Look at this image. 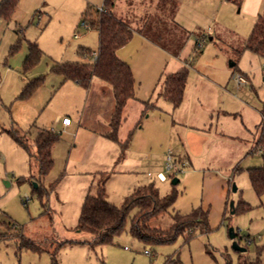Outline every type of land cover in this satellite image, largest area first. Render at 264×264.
I'll return each mask as SVG.
<instances>
[{"label":"rangeland","instance_id":"obj_1","mask_svg":"<svg viewBox=\"0 0 264 264\" xmlns=\"http://www.w3.org/2000/svg\"><path fill=\"white\" fill-rule=\"evenodd\" d=\"M105 1L19 0L9 17L0 16V264H239L242 255L264 263V195L254 192L248 174V168L264 163L257 145L264 57L243 49L264 0L241 5L232 0H114L113 13L133 29L147 33L150 18L151 27L164 32L163 39L151 35L161 47H170L169 33L177 42L187 40L173 57L151 53L135 32L120 51L137 66L138 100L125 109L119 142L106 136L115 108L112 86L94 78L85 89L52 70L87 61L80 47L98 53L99 32L83 22L95 18ZM154 7L161 12L157 16L148 14ZM29 43L37 44L42 57L25 71ZM184 65L189 70L184 99L174 108L164 97L165 74ZM239 72L247 76L246 85L234 81ZM35 78H43L40 87L21 99L25 81ZM65 117L72 122L69 128H63ZM43 129L59 135L45 175L34 143ZM14 130L25 136L28 149L13 140L9 132ZM170 152L181 172H167ZM160 173L166 180L158 178ZM151 185L162 197L176 195L151 226L169 230L175 214L202 207L210 211V232L199 227L171 242L146 243L130 234L137 208L110 243L94 244V236L78 228L86 197L101 187L109 202L122 207L137 188ZM241 201L251 209L232 214L231 203L238 208ZM231 228L246 252L233 249Z\"/></svg>","mask_w":264,"mask_h":264},{"label":"trees","instance_id":"obj_2","mask_svg":"<svg viewBox=\"0 0 264 264\" xmlns=\"http://www.w3.org/2000/svg\"><path fill=\"white\" fill-rule=\"evenodd\" d=\"M237 1L239 5L243 0ZM19 0H3L0 3V16L9 17L18 5ZM114 0H106L104 6L98 9L95 18L86 19L83 24L88 28H96L99 32V50L96 61L92 60L93 51L80 47L78 53L89 61L68 62L54 65L52 70L71 80L77 85L89 89L94 78L108 83L113 88L115 108L110 120V131L106 136L119 142L118 132L123 121L125 107L130 99L135 97L136 81L131 67L117 56L119 49L129 43L133 37V30L129 23L119 19L113 13ZM158 42L156 38H154ZM160 42V41H159ZM14 46L13 51L17 50ZM244 50L264 57V8L259 14L251 35L245 42ZM42 57V50L35 43H29V52L24 61L25 71L32 69ZM236 66V64H235ZM234 66V67H235ZM189 75L188 68L168 75L165 80L164 97L170 101L174 108L179 107L184 99V91ZM43 78H35L23 87L20 98L28 99L40 87ZM264 117V105L262 109ZM13 140L23 148L28 149L29 144L25 136L14 130L9 132ZM59 135L51 130H43L38 133L34 140L36 147V158L39 163L41 175L47 174L53 166L52 151ZM130 136L123 144L128 146ZM258 147L262 151L264 162V124L261 127V135ZM251 186L259 196L264 195V163L261 167L248 170ZM176 195L160 196L158 190L153 186L137 188L129 196L122 207H117L106 198V193L101 187L97 195H88L84 201L80 216L79 229L88 231L94 236V244L110 243L116 235L122 233L125 222L133 208L138 211L134 215L130 234L146 243H166L175 240L181 234L193 235L199 228L202 232H210V211L199 207L187 215L175 214L174 224L169 230H161L150 225L153 218L162 215L174 204ZM251 207L248 203L241 201L238 208H231L234 214L238 211H248ZM238 234L236 233V237ZM54 264H58L56 261ZM239 264H264L259 257L249 259L242 255Z\"/></svg>","mask_w":264,"mask_h":264},{"label":"crops","instance_id":"obj_3","mask_svg":"<svg viewBox=\"0 0 264 264\" xmlns=\"http://www.w3.org/2000/svg\"><path fill=\"white\" fill-rule=\"evenodd\" d=\"M3 1V0H2ZM1 1V2H2ZM149 12H148V14H150V15H158V14H160L161 12L158 10V8H156V7H154V8H151V9H149L148 10ZM144 12V11H143ZM123 20V19H122ZM124 21H126V20H124ZM138 21H140V20H138ZM150 23H151V19L149 18V19H146V25H145V22L143 21V19H141V23H140V25L142 24H144L143 26L145 27V28H147V27H150V29L148 30V32L147 33H144L143 31H141V30H139V28H138V30H136V29H133V25L131 24V23H129V25H130V27H131V29L133 30V32L135 33H138L139 35H140V37H142V39L146 42V45H150V48L149 47H147V50H150V52L151 53H155L157 50H160L161 52H163V53H167L168 55H172L173 57H178L180 54H181V52L183 51V49H184V47H185V45H186V42H187V40H184V41H182L181 43L180 42H177L178 41V39L179 38H173L172 36L170 37V34L171 33H169V38H167L166 39V42L170 45V47H168V48H164L163 46L161 47V45H159V43L158 42H156L155 40H154V38H151V35L153 34V35H155V34H158L159 35V37L160 38H164L165 37V35H163V37H162V34L164 33L163 31H161V30H159L158 28H156V29H154L153 27H151L152 25H150ZM134 35V34H133ZM156 36V38H157V35H155ZM126 46V45H125ZM124 46V47H125ZM84 48H88V47H85V46H83ZM124 47H122L121 49H119L118 50V52H117V56L119 57V59H121L122 61H124V62H126L130 67H131V69H132V72H133V74H134V77H135V81L137 80V66H136V64H135V62L133 63V61H132V63H129L126 59L124 60L123 59V57L121 56V50L124 48ZM169 48H171V49H174L175 50V52H173V51H171ZM88 49H90V48H88ZM176 50H178V52L176 51ZM157 53V52H156ZM88 61H89V59H87ZM231 62H233V61H231ZM230 62V63H231ZM235 64H236V61H235ZM155 67H156V70L159 72V68H158V66L157 65H155ZM183 68H187V66L186 65H184V66H182V67H180L179 69H177L176 71H173V72H169V73H167V74H165V78L168 76V75H171V74H174V73H176V72H178L179 70H181V69H183ZM154 70L151 72V76L152 77H154ZM239 73H241L243 76H245L246 78H247V76L246 75H244L242 72H239ZM26 83H27V81H25ZM137 83V82H136ZM237 84V83H236ZM92 85V84H91ZM91 87V86H90ZM137 101L138 100V98H137V96H136V87H135V97L133 98V99H130L129 101H128V103H127V105H126V107H125V109L128 107V105H129V103L131 102V101ZM145 102V101H144ZM124 112H125V110H124ZM124 115V114H123ZM65 118H67V117H65ZM64 118V119H65ZM124 119V118H123ZM57 121H59V118L57 119ZM63 121V120H62ZM62 125H63V123H62ZM72 125V122H71V124L69 125V126H65V125H63V128H69L70 126ZM43 130H48V129H43ZM43 130H41V131H43ZM40 131V132H41ZM51 131H53V130H51ZM261 133V132H260ZM261 135V134H260ZM260 138V137H259ZM258 141H259V139H258ZM257 144H258V142H257ZM259 148V147H258ZM260 149V148H259ZM261 150V149H260ZM250 168H248V170H249ZM160 174H163V173H160Z\"/></svg>","mask_w":264,"mask_h":264},{"label":"built area","instance_id":"obj_4","mask_svg":"<svg viewBox=\"0 0 264 264\" xmlns=\"http://www.w3.org/2000/svg\"><path fill=\"white\" fill-rule=\"evenodd\" d=\"M83 25L87 28V26L85 24H83ZM201 45L202 44H199V46H201ZM97 58H98V53H93L92 54V60L96 61ZM233 79L237 83L238 86H243V85H246L248 83V79L245 76H243L241 73L233 74ZM62 123L65 126H69L71 124V120L69 118H65V119H63ZM263 124H264V117H263ZM175 168L177 171L181 172V169L177 168L173 154L170 152L167 156V172H171ZM158 178L160 180H163V181L166 180V177L164 174H159ZM146 253H149V252H146Z\"/></svg>","mask_w":264,"mask_h":264},{"label":"water","instance_id":"obj_5","mask_svg":"<svg viewBox=\"0 0 264 264\" xmlns=\"http://www.w3.org/2000/svg\"><path fill=\"white\" fill-rule=\"evenodd\" d=\"M231 66H235V63L234 62H231ZM179 182V180L177 178H174L172 180V184L176 185L177 183ZM37 187V185H36ZM234 191H236V188L234 186ZM231 208H235L233 202L231 203ZM232 214H234V210H232ZM229 236L231 238V240H233V249L235 251H238V252H246V248L244 247H241L237 241L235 240L236 239V232H235V229L234 228H231L230 231H229Z\"/></svg>","mask_w":264,"mask_h":264}]
</instances>
